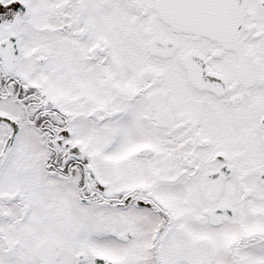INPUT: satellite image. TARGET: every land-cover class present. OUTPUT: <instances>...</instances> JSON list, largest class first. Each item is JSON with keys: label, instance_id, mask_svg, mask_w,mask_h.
I'll return each mask as SVG.
<instances>
[{"label": "snow or ice", "instance_id": "6c2138e0", "mask_svg": "<svg viewBox=\"0 0 264 264\" xmlns=\"http://www.w3.org/2000/svg\"><path fill=\"white\" fill-rule=\"evenodd\" d=\"M0 264H264V0H0Z\"/></svg>", "mask_w": 264, "mask_h": 264}]
</instances>
